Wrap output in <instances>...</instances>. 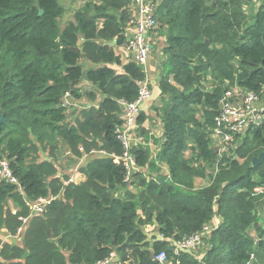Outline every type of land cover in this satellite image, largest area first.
<instances>
[{
  "label": "trees",
  "instance_id": "1",
  "mask_svg": "<svg viewBox=\"0 0 264 264\" xmlns=\"http://www.w3.org/2000/svg\"><path fill=\"white\" fill-rule=\"evenodd\" d=\"M84 1L61 27L62 0H0V160H12L19 182L0 185V230L17 235L21 219L30 216L29 202L55 198L42 216L29 220L23 247L0 239V264H98L113 254L121 264H159L156 257L165 252L172 264H264L258 217L264 162L253 166L264 153V122L221 157L211 140L227 90L260 94L264 105V5L251 17V0H161L157 19L167 30V60L154 110L163 142L155 160L144 146L131 152L140 167L165 164L168 174L148 179L137 173L139 192L120 198V103L138 99L137 83L146 73L125 64L115 48L127 42L132 0ZM85 81L95 88L86 93L92 106L71 122L64 99H81ZM144 122L141 115L139 124ZM60 144L77 159L94 151L108 157L91 159L81 168L86 181L70 183L59 176ZM44 152L49 160L41 159ZM197 179L209 183L198 189ZM216 217L221 222L202 257L173 255L171 242L149 241L142 230L154 222L165 239L178 242Z\"/></svg>",
  "mask_w": 264,
  "mask_h": 264
},
{
  "label": "built area",
  "instance_id": "2",
  "mask_svg": "<svg viewBox=\"0 0 264 264\" xmlns=\"http://www.w3.org/2000/svg\"><path fill=\"white\" fill-rule=\"evenodd\" d=\"M103 2L105 0H98ZM160 3L155 0H132L131 10L133 15L128 22L126 32L127 42L123 46L130 54V61L142 67L146 73V79L138 82L139 96L133 103L122 101L120 118L122 125L117 128L118 139L125 148L123 156L116 159L122 163L125 168L124 187L129 190L136 184L135 175L143 174L145 178H150L147 167L142 168L137 164V160L131 149L133 141L136 139L141 125L137 124L142 114L143 105L152 98V89L147 76V67L154 52L151 36L158 30L160 22L157 19V12ZM130 33V35H129ZM208 90H211L208 89ZM73 98L68 94L64 99V106L70 109V99ZM216 126L211 130V140L214 150L221 157L230 152V147L236 143L239 146L243 142L241 136L246 135L248 131L262 125L264 122V105L260 94L250 92L245 89L235 87L227 90L220 101V107L215 118ZM240 137V138H239ZM108 157L105 152L94 151L90 155L83 157V160L77 165L75 171L78 173L83 167L86 158ZM12 160L3 157L0 160V185H19L17 178L12 171ZM156 177V175H153ZM70 183H75V177L70 178ZM55 198L39 199L35 202H29L30 216L22 220L23 226L18 230L16 237L23 236L25 228L32 217L42 216L48 204ZM213 221L211 224L191 236L184 237L176 242L174 240L165 239L161 232L155 237V240L169 241L173 249V255H179L182 252H189L194 256H204L210 249L211 244L206 247V243L210 241L212 232L217 225ZM203 250V251H201ZM200 251V253H198ZM173 258V257H172ZM172 258L165 253H161L156 257L159 264H170ZM254 260V256L252 257ZM98 264H121L119 257L113 254L109 259L99 262Z\"/></svg>",
  "mask_w": 264,
  "mask_h": 264
},
{
  "label": "crops",
  "instance_id": "3",
  "mask_svg": "<svg viewBox=\"0 0 264 264\" xmlns=\"http://www.w3.org/2000/svg\"><path fill=\"white\" fill-rule=\"evenodd\" d=\"M156 2L160 3L161 0H156ZM257 12V11H256ZM255 12V13H256ZM167 30L164 28V36H162V34L160 32H155L152 36H151V41L154 47V52H153V56L151 58V60L149 61L148 67H147V76L149 78L150 81V86L152 89V98L150 100H148L142 108V116H144L145 118V122L144 124H139V119L137 121L138 125H141V128L137 134L136 139L133 141V145L134 146H144L146 148L149 149L150 154H151V160H155V158L158 155L160 146L163 142V124H162V120L161 117L158 115V113H156V111L154 110L155 107L160 105V88H159V80H160V68L162 66L163 63L166 62L167 57L165 56L164 53V49L167 45ZM130 35V33H129ZM118 54L121 56L122 61L127 64L130 61V54L127 52V50L123 47V46H115ZM84 84H88L90 85L88 82H84ZM82 85V84H81ZM102 97L100 95H98V99H97V104L101 101ZM70 109H69V114L70 112H77L76 113V118L72 119L71 116L69 117V121L74 122L76 119H80L81 118V114L82 111L86 108H89L92 106L91 102L89 101V103L87 104V106L85 108H81L80 110L78 108H76L75 104L77 103L74 98H71L70 100ZM72 107H75L73 109H71ZM46 158H45V155ZM68 154H70V152L68 151ZM71 155V154H70ZM44 157V158H43ZM73 158V160L76 161L77 165L80 163V161L83 160L82 159H77L75 158L73 155L71 156ZM41 159L43 160H49L48 157V153H41ZM91 160V158H86L84 162H86V164ZM157 167H161L162 169L159 170L158 172H160V174H168V167L165 164H158L156 163ZM148 174L151 175H157V173L154 171V169H149L147 168ZM59 176L60 173H59ZM202 179H197L196 180V187L198 189L203 188V187H199L200 185V181ZM86 181V176L79 171V173H77L75 175V184H82ZM207 184H205V186H207ZM137 190V192H139V188L137 186V184L133 185L132 187H129V190L125 189V188H121L120 191L117 192L116 196L120 197V198H125L126 194L128 193L127 191H130L134 194H136L137 192H133V190ZM16 212V211H14ZM216 225L218 223H220V218L216 217L215 221ZM159 231V229H158ZM0 239L4 242V243H9L13 246H17V247H23L24 245V241H23V236H12L10 235L6 230L2 229L0 230Z\"/></svg>",
  "mask_w": 264,
  "mask_h": 264
},
{
  "label": "rangeland",
  "instance_id": "4",
  "mask_svg": "<svg viewBox=\"0 0 264 264\" xmlns=\"http://www.w3.org/2000/svg\"><path fill=\"white\" fill-rule=\"evenodd\" d=\"M62 5L65 9V15L62 17V19L60 21V25H61V27H64L69 21L73 20L74 14L78 10L85 7L86 2L84 0H62ZM262 5H264V0H251V3L249 4V6L246 9V12H248V14L252 17L255 14V12L259 9V7ZM156 32H160L162 34V36H164V28H162L161 26H159V28ZM213 83H214L213 79L210 78L208 81L205 82V88L207 90L210 88L212 89L211 85ZM81 88H82L84 95L81 99L77 100L76 101L77 103L75 104L76 108H78L79 110L81 108L82 109L85 108L87 106V104L89 103V99L86 96V93L89 91L95 90V88L93 86L88 85V84H84V82L82 83ZM73 108H75V107H72L71 109H73ZM76 113L77 112H70L69 116H71L72 119H75ZM244 137H245V135L243 134L241 136V138H244ZM235 146H236V143L233 144L232 147H230V151L235 149L236 148ZM212 147H213V144H212ZM44 153H46V152H44ZM43 155H45V154H43ZM46 156L47 155H45V158H46ZM71 156L72 155L68 154L67 146H65L64 144H60L59 152H58V158H57V167H58V170H59L61 177L67 176L69 178H72V177H75V175L77 174V172L75 171V169L77 167V163L75 160H73V158ZM187 156L188 157L190 156L189 152L187 153ZM86 162L83 164V166L86 165ZM161 169H162L161 167H159V168L156 167L154 169V171L157 173ZM211 170L212 169L209 170V173L213 172ZM80 172H81V169H80ZM207 183H209V180H201L199 187H203ZM133 192H137V190L135 189V190H133ZM8 207L12 211L17 212L19 210L18 205L15 204L12 200L9 201ZM258 217H259L261 223L264 224V200H263L262 204L260 205V207L258 208ZM142 230L148 236L149 241H153L159 232L158 227L156 226V224L154 222L142 226ZM210 243H211L210 241L206 243L205 249L208 247V245H210ZM201 251H203V250H201ZM198 253H200V251ZM197 257H202V256L199 254V255H197ZM170 264H172V262H170Z\"/></svg>",
  "mask_w": 264,
  "mask_h": 264
},
{
  "label": "water",
  "instance_id": "5",
  "mask_svg": "<svg viewBox=\"0 0 264 264\" xmlns=\"http://www.w3.org/2000/svg\"><path fill=\"white\" fill-rule=\"evenodd\" d=\"M39 15L42 16L43 11H41ZM205 67H208V65H205ZM4 121H5V116H2V118L0 119V132H1L2 124L4 123ZM263 162H264V153H262L258 158L254 159L253 166L257 167L258 165L262 164Z\"/></svg>",
  "mask_w": 264,
  "mask_h": 264
},
{
  "label": "bare ground",
  "instance_id": "6",
  "mask_svg": "<svg viewBox=\"0 0 264 264\" xmlns=\"http://www.w3.org/2000/svg\"><path fill=\"white\" fill-rule=\"evenodd\" d=\"M156 1V0H155Z\"/></svg>",
  "mask_w": 264,
  "mask_h": 264
}]
</instances>
